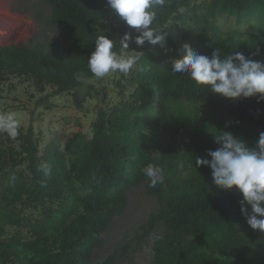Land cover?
<instances>
[{
    "label": "trees",
    "instance_id": "1",
    "mask_svg": "<svg viewBox=\"0 0 264 264\" xmlns=\"http://www.w3.org/2000/svg\"><path fill=\"white\" fill-rule=\"evenodd\" d=\"M47 1L52 22L70 39L63 55L53 43L35 49L0 45V90L10 78L31 80L42 95L39 105L66 92L74 97L84 81L76 73L93 76L87 58L98 36L116 42L120 55L123 34L135 35L110 15L105 0ZM193 1L199 3L191 6ZM153 10L152 27L166 33V41L163 46L129 43L128 49L139 53L137 63L126 74L116 73L132 90L130 98L109 112L98 110L91 138L78 132L63 148L53 139L41 152L31 126L18 127V147L8 134L0 137V264H90L112 213L122 211L130 187L148 178L144 169L152 161L164 181L148 186L159 210L143 226V236L158 220L165 227L153 242L154 264H244L253 249L264 247V233L250 229L241 215L242 195L216 187L210 169L195 164L218 146L171 112L180 103L203 106L264 132V101L221 98L187 74L171 72V61L181 58L185 43L209 57L218 49L222 57L243 52L264 58V0H162ZM222 18L237 29H221ZM74 105L83 108L75 100ZM0 113L5 112L0 108ZM180 135L187 139L182 147ZM42 164L50 167L48 175ZM39 207L40 217L25 214ZM6 228L24 229L29 237H8ZM114 261L109 256L100 264Z\"/></svg>",
    "mask_w": 264,
    "mask_h": 264
},
{
    "label": "rangeland",
    "instance_id": "2",
    "mask_svg": "<svg viewBox=\"0 0 264 264\" xmlns=\"http://www.w3.org/2000/svg\"><path fill=\"white\" fill-rule=\"evenodd\" d=\"M197 3L199 2L193 1L191 6ZM51 13L47 0H0V45L14 44L35 49L38 44L53 43L63 55V51L70 45V39L52 22ZM225 22V18L219 21L221 29H237L234 22L229 21L230 25L224 24ZM138 54L134 50L122 49L120 56L135 57ZM124 85L125 82L121 80L119 73L107 74L101 83L93 85L88 97L89 90L82 102L83 108L79 110L74 105L73 92L63 93L39 105L36 102L42 95L35 92L31 80L10 78L1 87L0 108L5 113L15 114L18 127H32L42 152L53 139H57L63 147L67 140L78 132L91 138L92 123L98 110L109 112L130 98L132 90ZM102 89H105V92ZM49 92L51 89L47 88L46 93ZM171 112L176 119L191 121L194 127L213 143L215 133L230 132L248 147L256 148L259 133L203 106L180 103L173 105ZM4 133L6 132L0 131V137ZM16 137L17 135L10 136L18 147ZM176 140L181 147L187 141L183 135L176 137ZM152 165L156 166L153 161ZM160 170L162 175V169ZM149 184L150 180L147 178L126 191L125 205L121 212L112 213L106 229L91 251L90 264H100L109 256L114 257V264H154L153 242L163 236L165 227L163 222L158 220L151 232L143 236V226L159 210L158 198L149 190ZM41 208L26 209L25 214L40 217ZM14 234L26 239L29 237L24 229L6 228V236ZM221 264L235 263L222 260ZM244 264H264V247L253 249Z\"/></svg>",
    "mask_w": 264,
    "mask_h": 264
},
{
    "label": "clouds",
    "instance_id": "3",
    "mask_svg": "<svg viewBox=\"0 0 264 264\" xmlns=\"http://www.w3.org/2000/svg\"><path fill=\"white\" fill-rule=\"evenodd\" d=\"M110 15L122 22L129 30L119 40L122 49L129 43L142 46H163L167 34L153 28L156 12L153 10L162 0H105ZM116 42L100 35L94 43V51L87 58L88 71L95 78H103L109 73H128L137 63L134 56L124 57L114 51ZM172 73L187 74L197 86H206L221 98L236 101L257 97L264 101V58L254 60L243 52H235L222 57L218 49L211 56L198 54L187 43L182 45L180 59L171 61ZM78 81L86 80V74H75ZM18 121L14 113H0V131L15 137ZM215 150L206 153L208 158L197 157V167H207L211 171L213 184L222 190L236 189L241 195L240 212L252 230L264 233V132L259 134L256 148L248 147L240 138L230 132L214 134ZM45 175L50 167L42 164ZM161 170L148 165L144 174L150 186L163 183ZM247 205L248 207H245ZM250 208V211H249Z\"/></svg>",
    "mask_w": 264,
    "mask_h": 264
},
{
    "label": "water",
    "instance_id": "4",
    "mask_svg": "<svg viewBox=\"0 0 264 264\" xmlns=\"http://www.w3.org/2000/svg\"><path fill=\"white\" fill-rule=\"evenodd\" d=\"M105 77V76H104ZM103 77V78H104ZM103 78H95L94 76L87 78L82 82V86L80 89L75 91L74 100L76 104H82L84 99L86 98V95L89 92V88L91 85L99 84L103 80Z\"/></svg>",
    "mask_w": 264,
    "mask_h": 264
},
{
    "label": "crops",
    "instance_id": "5",
    "mask_svg": "<svg viewBox=\"0 0 264 264\" xmlns=\"http://www.w3.org/2000/svg\"><path fill=\"white\" fill-rule=\"evenodd\" d=\"M70 138H71V137H70ZM61 147H62V146H61ZM63 147H64V146H63ZM63 147H62V148H63Z\"/></svg>",
    "mask_w": 264,
    "mask_h": 264
}]
</instances>
